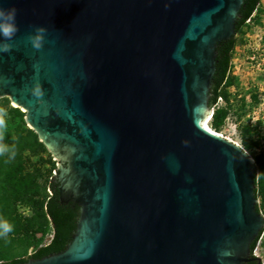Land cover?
<instances>
[{"label":"water","instance_id":"obj_1","mask_svg":"<svg viewBox=\"0 0 264 264\" xmlns=\"http://www.w3.org/2000/svg\"><path fill=\"white\" fill-rule=\"evenodd\" d=\"M241 3L0 0L19 26L0 54V96L25 110L58 159L59 202L79 209L62 251L18 264L249 259L264 225L255 165L203 126L216 45L234 35Z\"/></svg>","mask_w":264,"mask_h":264},{"label":"rangeland","instance_id":"obj_2","mask_svg":"<svg viewBox=\"0 0 264 264\" xmlns=\"http://www.w3.org/2000/svg\"><path fill=\"white\" fill-rule=\"evenodd\" d=\"M230 67L209 110L207 127L237 143L255 165L258 211L264 217V0L234 33ZM0 220L13 230L0 235V261L26 257L52 234L45 202L56 182L57 161L31 128L25 110L0 96ZM217 123V125H215ZM14 152V157L11 153ZM264 263V225L253 249Z\"/></svg>","mask_w":264,"mask_h":264},{"label":"trees","instance_id":"obj_3","mask_svg":"<svg viewBox=\"0 0 264 264\" xmlns=\"http://www.w3.org/2000/svg\"><path fill=\"white\" fill-rule=\"evenodd\" d=\"M258 2L259 0H242L235 22V32H237L244 22L251 16L258 5ZM233 47V36L226 40H222L216 45L215 70L211 80V88L208 99L209 108L213 107L217 102L219 88L224 82L230 67V57ZM215 125H217V123ZM49 187L51 194L45 202V212L50 220L52 228L50 240L47 243L37 247L26 257H14L8 260H1L0 264H18L20 262L26 261L29 258L38 259L51 253L62 251L70 242L71 234L75 229V224L79 214L78 207L71 202L62 204L58 201L57 183L51 182L49 183ZM254 193L256 196V189L254 190ZM256 209L258 210L257 205ZM259 234L250 244L251 252L255 247ZM249 264L256 263L254 262Z\"/></svg>","mask_w":264,"mask_h":264},{"label":"clouds","instance_id":"obj_4","mask_svg":"<svg viewBox=\"0 0 264 264\" xmlns=\"http://www.w3.org/2000/svg\"><path fill=\"white\" fill-rule=\"evenodd\" d=\"M19 31V26L17 24V9L15 7H4L0 4V54L9 53L12 51V43L17 32ZM47 29L43 26H37L34 29V33L30 34L28 39L34 49L39 50L45 41V35ZM34 96H41L42 89L40 84L37 82L31 89ZM5 126V121L2 116H0V129ZM9 149L7 147H0V153L7 152ZM15 153H11V157H14ZM13 230V225H11L6 220H0V235H6Z\"/></svg>","mask_w":264,"mask_h":264},{"label":"flooded vegetation","instance_id":"obj_5","mask_svg":"<svg viewBox=\"0 0 264 264\" xmlns=\"http://www.w3.org/2000/svg\"><path fill=\"white\" fill-rule=\"evenodd\" d=\"M51 194V193H50ZM59 201V200H58ZM70 202V201H69ZM69 202H66V203H62V204H67V203H69ZM72 203V202H71ZM75 206H77L76 204H75ZM78 207V206H77ZM78 213H79V209H78ZM51 238V237H50ZM50 240V239H49ZM252 243V242H251ZM250 243V244H251ZM256 257H258L257 255H254V253H253V251L251 252V250H250V255H249V259L246 261V262H244L243 264H249V263H256V264H264V263H262L261 262V260H260V257H259V259H257Z\"/></svg>","mask_w":264,"mask_h":264},{"label":"bare ground","instance_id":"obj_6","mask_svg":"<svg viewBox=\"0 0 264 264\" xmlns=\"http://www.w3.org/2000/svg\"><path fill=\"white\" fill-rule=\"evenodd\" d=\"M208 116H209V114H208ZM208 116H207V118H208ZM207 118L204 120L203 126H204L205 128H207V129H209V128L207 127V120H208ZM209 131L213 132V131L210 130V129H209ZM213 133H216V132H213ZM216 134H217V133H216ZM218 135H219V134H218ZM220 136H221V135H220ZM226 139H227V138H226Z\"/></svg>","mask_w":264,"mask_h":264}]
</instances>
